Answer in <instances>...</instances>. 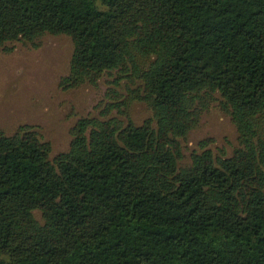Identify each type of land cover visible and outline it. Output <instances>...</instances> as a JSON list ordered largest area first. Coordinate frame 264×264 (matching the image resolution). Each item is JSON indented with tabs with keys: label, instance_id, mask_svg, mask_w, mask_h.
<instances>
[{
	"label": "trees",
	"instance_id": "16d2710c",
	"mask_svg": "<svg viewBox=\"0 0 264 264\" xmlns=\"http://www.w3.org/2000/svg\"><path fill=\"white\" fill-rule=\"evenodd\" d=\"M44 35L73 40L63 89L116 73L130 97L53 159L36 127L0 131V264H264V0H0V46ZM212 103L239 145L188 163Z\"/></svg>",
	"mask_w": 264,
	"mask_h": 264
},
{
	"label": "rangeland",
	"instance_id": "374dc122",
	"mask_svg": "<svg viewBox=\"0 0 264 264\" xmlns=\"http://www.w3.org/2000/svg\"><path fill=\"white\" fill-rule=\"evenodd\" d=\"M74 51L71 37L44 35L34 43L12 42L0 46V131L14 135L22 126L36 127L51 144V159L69 150L71 130L86 117H99L117 91L128 99L126 80L114 73L105 75L97 86L84 85L65 90L61 79L69 74ZM114 115H117L114 113ZM133 122L141 126L152 117L149 107L138 100L130 106ZM209 142L215 154L231 156L239 145V134L219 103H212L188 137L183 140L185 161ZM36 218L43 222L41 213Z\"/></svg>",
	"mask_w": 264,
	"mask_h": 264
}]
</instances>
